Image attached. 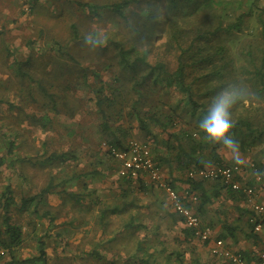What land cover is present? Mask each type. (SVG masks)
<instances>
[{
	"label": "rangeland",
	"instance_id": "obj_1",
	"mask_svg": "<svg viewBox=\"0 0 264 264\" xmlns=\"http://www.w3.org/2000/svg\"><path fill=\"white\" fill-rule=\"evenodd\" d=\"M122 1L0 0V155L12 148L11 154L5 158V164L14 160L13 164H8L6 167L4 165L1 169L0 196L6 186L10 185L15 202V205L10 206L11 218L24 233L21 245L13 250L16 259L36 255L38 240L42 237L48 253V264H134L132 259H128L130 257L126 252L134 249L137 235L146 232L155 237L157 222L155 220L156 216L160 218V215L155 211L154 206L150 208L146 206L149 201L148 194L139 191L135 193H138L139 197L137 201L140 202L141 219L147 227L142 225L133 228L136 233L131 228H126L123 232L117 233V239L115 232L122 228L124 219L129 217L126 211L123 213L110 211L108 221L99 224L95 212H99L100 207L90 201V208L85 209L87 210L85 220L88 217L91 225L86 236L82 237L78 235L80 232L78 228L81 227L82 222L77 223L75 228V225L67 221L68 214H76L77 208H70L72 205L70 194L62 190H54L48 195L49 199L46 195L38 204L34 200L25 210L17 209L21 195L38 192L48 181L49 175L55 174L56 171L60 173H57L55 183L60 181L63 173L68 174L69 170L73 171L77 168L83 169L93 157H102L103 160L107 158L104 150L100 148L104 146V140L98 133L97 125L102 122L103 117L99 109L94 106V93L100 85L106 87L111 84L116 85L120 83V79L125 80L127 85V76L129 78L136 74L128 67L124 70L119 65L118 47L126 49L134 43L139 49H150L149 59L152 61L159 58L170 67L173 66L175 51L169 40L171 27L168 25V15L165 18V14L169 11L166 0H128V6L118 10L115 6ZM213 3L211 8L205 6L203 11L204 19L210 24L209 27H214L220 16L223 19H234L237 13L248 11L250 8L254 12V17L240 31L223 33L224 36L210 34V44L225 45L224 58L220 57L221 60L218 58L220 63L226 61L237 49L243 53L240 59L235 60L238 68L236 74L231 77H227V74L222 79L212 77L213 79H208L199 86L202 90L216 87L214 97L220 92L222 81L231 85L232 90L235 83L240 84L236 81L239 77L242 81L247 79L249 75L247 71L253 68L244 59L247 52L245 47L254 54L257 64L261 63L264 55V24L259 25L255 13L260 8L264 12V0H213ZM212 13L214 15L211 17ZM190 15L174 14L172 19L177 25L181 23L188 25L189 20L196 18ZM98 22L103 27L107 42L102 48L91 51L84 46L83 39L89 31L95 29ZM73 25L78 33L76 38L72 32ZM164 44H166L165 49ZM238 62H241L242 66H237ZM193 78L197 84L199 78L194 76ZM151 80L153 82H147L141 88L144 93L143 105L161 110L164 105H172L170 103L182 96L171 79L153 77ZM122 98L126 101L122 102ZM130 99L119 95L113 106L116 109L112 107L113 110H108L113 113L110 119L113 123L112 128L117 127L116 124L122 125L123 128L130 126L129 137L148 144L149 137L143 136L133 128L135 116H128ZM261 102V99H257V96L252 94L248 102H238V108L232 114L256 111L257 115H261L264 110L257 104ZM118 109H122V112L119 113ZM170 110L167 109L168 112ZM38 115L42 116L41 119L45 123L52 117L56 123L55 129L43 128L35 123ZM176 125L179 127L181 123L176 122ZM177 126L174 129H177ZM151 128L153 132L158 133L159 138L161 135L165 136L160 127L151 124ZM153 145L155 144L151 143L150 147ZM261 146L262 143H257L249 147L246 152L239 149L240 156L249 161H246V165L253 164L251 157L256 156V153L257 156L259 155ZM25 148L29 149L28 152L37 151V154H26ZM46 150L47 152L65 151L75 158H66L65 163L50 164L46 160V155L41 154ZM219 152L226 161L231 162V154L227 149L221 147ZM153 153L155 154L152 151ZM21 155H26L25 159ZM27 157L32 163L26 160ZM251 173L252 175L257 173L254 166H251ZM251 177L249 176L250 179ZM110 180H112L110 177L103 181L101 177L96 178L92 186L96 188L97 196L113 202L117 199L115 194L118 191ZM254 182L252 185L256 189L255 198L257 201H262L260 187L261 184L264 187V180L260 177L259 182ZM67 184H69V187L66 185L68 191L71 186L75 188L78 185L75 180ZM128 198L130 199V196ZM57 199L66 200L64 209L60 213L54 211L55 206L51 204ZM245 204L247 205L246 202ZM35 205L37 210L33 212ZM149 209L151 212L146 213ZM46 210L48 215H43L42 212ZM0 213L2 214V211ZM55 213L57 218L61 217L59 214L64 215L65 220L59 223L49 222V216L53 217ZM228 214L231 218V210ZM99 226L100 228L105 226L104 239H97ZM61 229L64 230L57 235L56 231ZM176 231L177 227L174 226L171 231H164L161 227L159 235L163 233L167 240H170L176 235ZM150 235L147 244L153 239ZM156 241L157 238L152 240V243ZM259 245L264 247L263 242ZM1 248L0 246V250ZM92 251L94 253H90ZM205 254L202 256L201 251H198V258L206 259ZM113 257L115 259L112 260ZM10 259L6 253L1 254L0 264H7Z\"/></svg>",
	"mask_w": 264,
	"mask_h": 264
},
{
	"label": "trees",
	"instance_id": "obj_2",
	"mask_svg": "<svg viewBox=\"0 0 264 264\" xmlns=\"http://www.w3.org/2000/svg\"><path fill=\"white\" fill-rule=\"evenodd\" d=\"M166 2L169 11L165 14V18L168 15V25L171 27L169 40L171 44H173L175 51L173 66L170 67L169 64L164 63L159 58H155V60L152 61L149 59L151 50L139 49L134 43L130 44L126 49L118 47V52L120 54L118 58L119 65H121L124 70L128 67L136 74L129 76V78L128 76L127 78L124 77L128 82L127 85H130L129 87L124 82L125 80L120 79L119 84H111V86L108 85L107 87L100 85L98 90L95 91V96L93 97L94 106L99 109L103 117L102 122H100L97 127L99 129L98 133H100L104 140L103 142L110 146L127 149L129 140L132 138L129 137L130 134L128 133L130 126L123 128L121 127L122 125L116 124L117 127L113 129V123L110 120L113 113L108 110L111 111L116 109L113 106L116 103V99L118 100L119 95L127 99L131 98V102L128 106V116H135V120L133 119L135 122L133 128H136L143 136L149 137V141H146L148 144H155L153 147H150V149L152 148L151 151L155 152L153 156L157 160L158 165L159 163L160 165L167 163L170 166L171 162H173L175 168L183 173V179L180 177V180L187 183V191L180 192L186 193L188 203L201 218V215L207 209L206 204L214 202V198L219 197L220 199L222 195H224V198H229L233 201L244 202L243 193L240 190H235L226 186L220 178H191L187 175V172L194 168L209 165L234 163L232 160L231 162L228 160L226 161L219 152V148L223 147V145H208L202 142L204 133L199 131L198 123L200 119L207 114V108L211 103L216 87L202 90L199 86L205 83L206 80L213 79L212 77L222 79L227 74V77H231L237 73L236 69L238 68H236L235 60L240 59L243 53H240L237 49L233 51V54L229 56L226 61L220 63L218 58L219 60H221L220 57L224 58V54L226 53L225 45H217L216 43L214 46L210 44V34H221V36H224V34L240 31L244 26L248 25V22L254 17V12L252 8H250L248 11L237 13L234 19H223L221 16H218L219 18L213 25L214 27H209L210 24H207V19H204L203 11L205 10V6H209L210 8L213 6V0H166ZM128 3V0H123L116 4L115 7L120 10L121 7L128 6ZM262 10L263 9L260 8L255 13L259 25L264 24V12ZM179 13L186 15L193 14L190 16L196 18L192 21L189 20L188 25L184 23L177 25L174 23L172 16ZM213 15L212 13L211 17ZM72 32L76 38L78 33L75 25L72 26ZM165 48L166 44H164V49ZM244 49L247 51L245 52L244 59L248 61L249 66L251 64L253 69L247 71L249 74L247 79H243L242 81L239 77L236 80L241 85L235 84L237 87L244 88L247 92L256 95L257 99H261V104H257L259 107L262 106L260 108L264 110V55H262L261 63L257 64L255 56L250 52L249 48L245 47ZM240 63L241 62H238L237 66H242ZM244 68L246 67L244 66ZM193 76L199 78L197 84ZM153 77L156 79L159 77L171 79L175 84L174 87L182 94L180 99L170 103L172 105H164L161 110L150 107L149 105H143L144 93L141 91V88H143L147 82H153L151 80ZM230 86L227 85L225 81H222V88H220L219 91L222 89L231 91ZM123 101H126V99L122 98V102ZM237 106L238 103L233 106L231 113L237 110ZM169 108L171 110L168 112L167 109ZM118 110L119 113L122 112V109ZM41 117L42 116L38 115L35 123L40 124L43 128L50 127L55 129L56 123L52 117L46 123ZM232 120L234 127L230 134L238 141L241 151L246 152L249 147L257 143H262L259 149V155L257 156L256 153V156H252L251 162L256 172H264V112L261 115H257L256 111L252 113L245 111L236 112V114H232ZM176 122H179V124L181 123V125L178 127ZM151 124L160 127L165 136L162 137L161 135L159 138L157 135L158 133L156 134L153 132ZM176 126L178 128L174 129ZM11 144L14 143L11 142ZM100 148H102L105 155H107L105 160H103L102 157H97L98 159L93 157V160L87 163L83 169L77 168L73 171L69 170L68 174L63 173L60 181L57 183H55L54 180L58 177L57 173H60V171H56L55 174L49 175L48 181L38 192L21 195L19 198L20 205L17 209L25 210L34 200L38 204L42 202L46 195L48 198V195L53 193L54 190H62L72 195L76 200L83 199L84 196H86L92 203L99 205L100 211L97 215V222L99 224L104 223V220L105 222L108 221L110 211L119 213L121 211L128 212L129 217L124 219L125 221L122 228L115 232V239H117V233L123 232L126 228L134 230L142 225L147 227L145 222L141 219L142 211H140L137 201L139 197L137 195L138 193H135L136 190V192L139 191V193L148 192L147 184L143 181L141 174L136 177H130L128 175H120L117 171V176L112 180L113 186H115L118 191L115 194L117 199L113 202H109L97 196L96 188L94 185L92 186L95 179L102 178L103 175H115L116 172L114 173V171L118 169V162L110 153L109 149L104 146ZM10 150H12V148H9L0 155V173L4 165V167H6L8 164H13V159L5 164L6 156L11 154ZM25 150L26 154H37V151L32 153L28 152L29 149L25 148ZM47 151L48 150L42 151L41 154L46 155V160L50 164L65 163L66 158H75L65 151ZM163 152L166 153L163 154ZM25 156L21 155L24 159ZM26 160L29 161V157H27ZM29 162L32 163L31 161ZM240 165L244 167V161ZM251 166L249 165L248 167L251 169ZM248 167L246 166L244 169L247 171ZM111 170H113V172H111ZM239 178L241 179L243 177ZM261 178L264 180V176H261ZM73 180H75L78 185L75 186V189H69L68 191L66 185L69 187L67 183ZM169 183L174 186L170 180ZM251 184H253V182ZM58 187L60 188L58 189ZM208 187L211 188L210 192H208L210 189ZM222 189H224L223 193ZM193 194L197 198L192 202L189 200ZM129 195L132 196L130 199L128 198ZM14 203L13 196L11 195V187L7 185L5 191L2 192L0 196V212L2 211V214L0 213V246L2 247L3 254L6 253V255L11 258L7 264H48V253L42 237L38 240V253L36 255L21 259L15 258L13 250L21 245L24 239V233L19 225L15 221H12L10 206ZM146 206L149 207V204L147 203ZM157 206L164 210L160 203H158ZM170 206L172 211H166L167 213L169 212L168 216L172 221L171 223L178 226V234L174 235L170 240H167V237L163 235V233L161 236L159 235L162 222H156L155 237L153 238L150 233L146 232L137 235L134 249L126 252L130 257L128 259H132L134 264H231L225 257L217 256L213 253H211L212 256L207 260L199 259L198 246L201 245L207 248L209 241L202 240L196 235L194 230L185 224L183 217L173 208L171 202ZM33 210V212L37 210V205L34 206ZM240 210L243 215H247L248 236L261 239L262 236L253 231V224L249 219V215L254 214V211L248 207H241ZM47 211L48 210L42 212V214L48 215ZM55 216H49V222H54ZM224 226L226 233L221 237L227 236L228 233L234 234L238 224H226ZM63 230L56 231L57 235H60ZM134 232L136 233L137 231L134 230ZM102 233H105L104 227ZM1 235H4V237H1ZM149 235L153 239H151V243L147 244V242H149ZM156 238V243H152V240ZM118 252L115 253L117 254ZM90 253L94 252L92 251ZM113 259H115V257H113L112 260Z\"/></svg>",
	"mask_w": 264,
	"mask_h": 264
},
{
	"label": "built area",
	"instance_id": "obj_3",
	"mask_svg": "<svg viewBox=\"0 0 264 264\" xmlns=\"http://www.w3.org/2000/svg\"><path fill=\"white\" fill-rule=\"evenodd\" d=\"M103 145L109 149L118 162V174L136 177L145 171L151 179L159 182L158 184L165 189L173 208L183 217L185 224L191 227L194 233L202 240L212 242V246L210 247L211 253L225 257L231 264H264V252H261L255 261L250 262L241 252L232 250V248L226 246L223 238L213 237L211 227L205 224L193 210L192 206L188 203L186 193H181L174 186L162 179L161 167L155 161L148 144L130 139L127 149L110 146L105 142H103ZM244 168L235 163L209 165L191 169L187 172V175L197 179H213L218 177L226 186L240 190L249 209L254 211V214L249 215V219L253 224V231L264 238V200L257 201L254 185L244 181L243 178H239L244 177ZM196 198L193 194L191 195V199L189 198V201L193 202ZM1 254H3L2 250H0Z\"/></svg>",
	"mask_w": 264,
	"mask_h": 264
},
{
	"label": "crops",
	"instance_id": "obj_4",
	"mask_svg": "<svg viewBox=\"0 0 264 264\" xmlns=\"http://www.w3.org/2000/svg\"><path fill=\"white\" fill-rule=\"evenodd\" d=\"M241 159H243V161L245 163V167L246 166L248 167V165H246V163L249 162V161H247L248 159H246L244 157H241ZM160 167H161L162 179H164V181H167L169 183V180H170L177 190L182 191V192L187 191V183L180 180V177L183 179V176H182L183 173L181 171H178L175 168L173 162H171L170 166L167 163H164V164H161ZM111 172H113V170H111ZM114 173H115V175L112 174L111 176H109V174L107 176L103 175L102 181L109 178V177L113 180L117 176V170H115ZM249 176H252L251 179L249 178ZM141 177H142L143 181L147 184V187H148V192H145V193L148 194L149 208L154 206L155 211L160 215L159 216L160 218H157V216H156L155 221L158 222L159 220H161V222H162L161 227L164 228V231H171L173 226L177 227V231H178V226L171 223L172 221H171V219H169V216H168V213L172 210H171L170 202H169V199L167 197L165 189L161 185L158 184L159 182H157L154 179H151L147 172H145V171L142 172ZM244 179L248 183H252L254 181L257 183L260 180V178L258 180L255 175H252L251 169L249 167L247 168V171L245 170L243 180ZM112 180H110V182H112ZM249 181H251V182H249ZM148 184H150V185H148ZM256 186H257V184H256ZM208 188H210V187H208ZM70 189H75V188L71 186ZM260 189H262V190H260V196L261 197L260 196L259 197L261 198V200H264V187L262 186V184H261ZM210 191H211V188L208 190V192H210ZM223 192H224V189H222V193ZM69 199L72 201V202H70L72 205H71V207L69 205V207L70 208L76 207L77 213L74 215H72L71 213H70V215L68 214L67 221H69V222L71 221L72 225H75V228L77 227L76 226L77 223L82 222L81 227L78 228V230L80 231L78 235L85 237L86 234L88 233V229L91 225L90 221L88 220V217L85 220L86 211L88 210V207L90 206L89 205L90 200L86 196H84L83 199L76 200V198H74L72 195H70ZM87 200H88V202H87ZM65 202H66L65 199H62V200L57 199V201L55 200L53 203H51V204H53V206H55L54 211H58L60 213V211L64 209ZM158 203L161 204V206L164 208V210H162L161 208H158V206H157ZM138 204H140L139 201H138ZM241 207L242 208H247V207L249 208V206L245 204V200H244V202L233 201L229 198H224V195H222V197L220 199H219V197L214 198V202L206 204L207 209L201 215V220L211 227L212 235L214 238H223L225 243H226V246H228L234 250H238L239 252H241L246 257V259H248L250 262H253L257 259V254H259L260 252H264V247L262 248L259 245V243H261V242L264 243V238L262 237L261 239H255L252 236H248V234H247L248 223H247V217H246L247 215H243V213L240 210ZM85 209H87V210L85 211ZM166 210L169 212L167 213ZM230 210H231V214H232L231 218L228 214ZM155 211H153V212H155ZM123 212H125V211H121L120 213H123ZM147 212L149 213V212H151V210L149 209ZM126 213L129 214L128 212H126ZM55 215H56V213L54 214V216ZM95 215H96V219H97L98 212H95ZM59 216H61V217L57 218V216H55L56 217L54 219L55 223H57V222L59 223V222L65 220V218H66V217H64V215H61V214H59ZM106 218H108V217H106ZM104 222H105V220H104ZM226 224H230V225L231 224L232 225L238 224V226H237L234 234L228 233L227 236L221 237L223 234L226 233V229L224 226ZM100 227L101 226L98 227L97 239H99V238L104 239L106 233L103 234L102 233L103 227L102 228H100ZM104 230H105V226H104ZM177 231L175 232L176 235L178 234ZM75 233L77 234L78 231H76ZM207 245H208L207 248L204 246H201V245L198 246L199 251H201V253H202V256L204 255V253H206L205 254L206 259H203V260H207L210 256H212L211 255V249H210V247L212 246V242H208Z\"/></svg>",
	"mask_w": 264,
	"mask_h": 264
},
{
	"label": "clouds",
	"instance_id": "obj_5",
	"mask_svg": "<svg viewBox=\"0 0 264 264\" xmlns=\"http://www.w3.org/2000/svg\"><path fill=\"white\" fill-rule=\"evenodd\" d=\"M106 35L102 25L97 23L93 31H89L83 39V44L91 51H96L106 45ZM252 94L244 88L232 86V90L222 89L211 100L207 108V114L200 119L198 129L204 133L202 142L208 145H223L231 154L233 162L237 165L243 163L239 143L230 134L234 123L231 109L238 102H248ZM257 179L264 176V172L255 173Z\"/></svg>",
	"mask_w": 264,
	"mask_h": 264
}]
</instances>
